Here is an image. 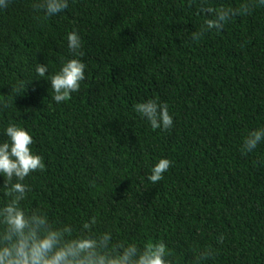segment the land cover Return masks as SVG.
I'll return each instance as SVG.
<instances>
[{"label": "trees", "instance_id": "obj_1", "mask_svg": "<svg viewBox=\"0 0 264 264\" xmlns=\"http://www.w3.org/2000/svg\"><path fill=\"white\" fill-rule=\"evenodd\" d=\"M239 2L69 0L46 19L33 0L0 8V143L17 124L45 164L26 178L23 206L77 229L96 216V231L141 246L163 241L177 264L204 249L215 255L203 264H264V142L241 152L264 128V6L191 38L209 18L202 7ZM73 31L82 57L68 47ZM73 58L85 79L56 103L48 78ZM147 100L168 105L170 129L135 111ZM161 158L171 167L152 184Z\"/></svg>", "mask_w": 264, "mask_h": 264}, {"label": "clouds", "instance_id": "obj_2", "mask_svg": "<svg viewBox=\"0 0 264 264\" xmlns=\"http://www.w3.org/2000/svg\"><path fill=\"white\" fill-rule=\"evenodd\" d=\"M205 2L202 0V4ZM9 4L10 0H0V8H7ZM68 6L69 0H33L32 4L37 12H43L45 19L60 14ZM260 6H264V0H240L235 7H202L201 11L209 18L198 31L191 33V38L198 41L205 32H219L233 17L249 15ZM67 41L75 56L84 55L77 32H69ZM85 68L80 59H69L48 78L56 103L68 101L72 93L79 91L81 81L85 79ZM35 71L44 78L48 66L37 63ZM134 109L149 121L153 130H168L173 126L166 103L147 100L137 103ZM4 135L8 140L0 143V174L5 177V182L0 190L7 200L0 204V264H177L174 253L163 241L148 240L141 246L115 239L110 230L96 231V216L84 221L77 229L72 224L52 220L42 208L27 210L23 202L31 187L25 181L32 173L45 169L43 157L32 152L34 140L25 128L10 123ZM262 142L264 128L249 131L241 152H252ZM171 164L169 159L161 158L151 168L147 179L157 184ZM217 242H224L223 234L217 237ZM214 255L211 249L200 250L195 253L193 264H203Z\"/></svg>", "mask_w": 264, "mask_h": 264}]
</instances>
